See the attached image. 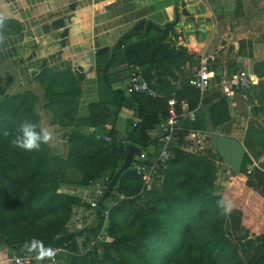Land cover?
I'll list each match as a JSON object with an SVG mask.
<instances>
[{
  "label": "trees",
  "instance_id": "obj_1",
  "mask_svg": "<svg viewBox=\"0 0 264 264\" xmlns=\"http://www.w3.org/2000/svg\"><path fill=\"white\" fill-rule=\"evenodd\" d=\"M8 25L3 18L0 33L6 32ZM151 26L141 40L126 45L124 53L141 68L142 77L157 96L112 88L106 80L111 60L103 65L97 62L103 90L80 115L77 76L45 67L35 76L43 90L51 124L64 129L65 153L54 152L49 144L31 152L12 146L22 120L39 125L35 110L39 97L29 89L0 93V244L12 254L29 253L24 245L35 239L45 247L66 244L68 252L60 256L59 262L66 260L67 264H264V171L262 165L254 164L247 142L243 143L239 169L246 178L243 188L230 186L222 195L215 194L218 156L207 138L195 151L171 146L169 158L159 163L152 174L159 184L146 187L135 168L146 161L138 158L112 187L107 196L113 197L110 205L93 208L95 224L81 235L73 230L72 209L91 206L68 189L87 188L90 195L98 187L105 189L124 160L126 145L133 143L145 150L151 143L148 132L167 118L170 98L176 100L177 113H181L183 99L194 111L189 124L192 129H206L202 124L205 116L212 126L230 118L225 98L211 103L217 95L204 98L187 84L180 89L170 84L168 78H176L173 70L180 72L189 56L183 47L175 49L165 42L168 28L153 25L159 33L152 36ZM238 51L243 52L242 43ZM253 72L264 78V61L254 63ZM263 93L264 83L260 97ZM205 104L208 105L203 108ZM121 110L132 111L138 118L127 121L124 138L114 128L106 127L107 121L117 118ZM248 187L259 189L262 195L256 199V236L235 238L227 226L237 222L238 215H220L216 201L239 189L245 195ZM142 191L147 192L148 199L142 208H137L135 202ZM252 197L248 193V199ZM107 208L105 232L112 238L110 242L96 240Z\"/></svg>",
  "mask_w": 264,
  "mask_h": 264
},
{
  "label": "crops",
  "instance_id": "obj_2",
  "mask_svg": "<svg viewBox=\"0 0 264 264\" xmlns=\"http://www.w3.org/2000/svg\"><path fill=\"white\" fill-rule=\"evenodd\" d=\"M73 1H76L75 9L70 10L69 5ZM199 3L200 0H0V17L9 22L7 31L0 33L3 37L0 41V73L5 75L10 83L25 84L43 92L35 80V76L43 67L56 72L70 71L78 77L81 91L78 104L82 115L90 103L99 99L103 90L97 75V62L103 65L111 60L106 72L107 82L112 88L128 89L130 75L136 68L140 70L141 68L129 61L124 49L126 45L141 40L150 25H152L150 29L152 36H157L159 31L153 28V25H156L159 28H168L165 42L175 49L182 46L189 56L181 65L180 72L173 70L176 78H168L173 87L180 89L187 84V79L197 67L200 57L197 48L192 47L194 43L190 44L188 42L190 38L186 37L189 32H194L193 39L202 41L207 35L209 20ZM69 14L71 17L66 22L69 31L64 45L59 42V30L40 36L34 34V27L37 25ZM140 20L143 21L142 29L135 30L134 27ZM184 22L191 28L187 27L182 31L181 25ZM175 36L178 38L175 39ZM169 38L175 40L174 46ZM103 47H106L102 52L105 54L94 56L93 70L89 71L90 64L85 55L89 51L94 53ZM242 55L250 67L239 69L246 70L256 80L248 90V98L243 99L238 92H235L231 98H226L220 88H211L204 96L200 93L204 98L217 95L211 103L216 102L219 97L225 98L229 110L230 118L216 126L211 125L208 117H203L202 124L206 129L191 128L189 124L193 121L194 111L188 109L185 99L181 100L182 116L179 120V128L170 144L189 151L183 148V142H189L188 144L194 148L198 147L190 139L189 132L202 133L218 156L217 171L223 174L231 173V176L238 180L245 179L239 172L244 154L243 143L247 142L248 148L255 143L253 132L248 131V123L250 118H256L257 112L260 113L258 108L264 106V93L263 97H260L264 78L258 77L253 72L254 63L264 61V53L262 57H258L253 48L248 53H245L243 48ZM216 67H221L222 74H230L238 70V68L228 70L225 66L213 65L214 71ZM170 100H174L176 104L175 98H170L168 110ZM207 105L205 104L203 108ZM128 120L137 121L138 118L132 111L121 110L117 118L107 121L106 127L114 128L118 136L124 138ZM148 133L151 143L143 151L147 158H153L162 146L161 131L157 125ZM63 141L65 142V139H62ZM204 142L203 139L201 147ZM255 163L262 165L264 171V152ZM248 167L250 168L251 165ZM68 191L77 193L86 202L93 196L87 188H69ZM147 199V192L142 191L135 202L136 207L142 208ZM71 218L73 230L76 231L78 227L84 230L94 221L95 210L78 205L72 209ZM11 255V251L0 244V264H12L9 261ZM34 264L40 262L36 261Z\"/></svg>",
  "mask_w": 264,
  "mask_h": 264
},
{
  "label": "rangeland",
  "instance_id": "obj_3",
  "mask_svg": "<svg viewBox=\"0 0 264 264\" xmlns=\"http://www.w3.org/2000/svg\"><path fill=\"white\" fill-rule=\"evenodd\" d=\"M201 7L205 11L209 20L207 29V35L205 40L195 41L193 39L194 32H189L186 38L189 39V43L192 44L194 49L197 48L200 57L198 60L197 67L201 61H205L211 65H222L228 70H234L239 68H249L250 64L243 55L238 51L239 43H242L245 53H248L254 49L258 57L263 56L264 50V0H200ZM191 28L186 22L182 23V31L186 28ZM183 36V32L180 33ZM178 37L175 36V39ZM170 43L175 44V40L169 38ZM196 43V44H195ZM182 47V46H178ZM212 57V58H211ZM249 64V65H248ZM26 89L34 92L38 97L39 101L35 104V110L38 113L39 127H47L53 133V139L48 143L50 148L56 153H65L66 146L65 142H62L64 137V129L61 127L51 124V115L44 108L43 92L39 89L34 90L32 87L27 85H21L20 83H10L6 80V76L0 73V93L1 94H13L22 92ZM208 92H204L203 96ZM260 113H256V118H250L248 123V131L253 132L254 146L249 148L254 162H257L259 156L264 152V106L258 108ZM57 138H56V137ZM61 138V139H60ZM189 142H183V148L189 151H195L196 148L188 144ZM138 157L134 156L129 168L133 167L134 161H137ZM218 165V164H217ZM255 165H259L255 163ZM218 170V169H217ZM221 171V170H220ZM218 172V171H217ZM225 172V171H224ZM231 173H216L215 178V194L222 195L226 189L230 186H236L243 188V183L246 182V178L238 180L231 176ZM157 181V177H152L146 184L149 188L152 183ZM146 188V189H147ZM248 193H252L253 197L249 200ZM259 189L254 187H248L247 193L244 195V191L239 189L235 194L231 196H225V200L231 201L233 208L231 212L237 217L238 221L229 227L228 230L233 233L235 238L245 237L255 238L256 236V225L255 219L258 214V207L256 199L261 198ZM239 201H234L239 199ZM113 197H107L103 204L109 206L112 202ZM231 215V214H230ZM229 215V216H230ZM236 219V218H235ZM95 220L90 226L95 224ZM82 227L76 228V233L81 235L83 232ZM105 237L108 242L112 241V238L106 235ZM242 239V241L245 240ZM59 264H67L66 260L60 261Z\"/></svg>",
  "mask_w": 264,
  "mask_h": 264
},
{
  "label": "built area",
  "instance_id": "obj_4",
  "mask_svg": "<svg viewBox=\"0 0 264 264\" xmlns=\"http://www.w3.org/2000/svg\"><path fill=\"white\" fill-rule=\"evenodd\" d=\"M212 58V57H211ZM256 80L248 74L244 69H238L230 74H222L221 76H216L214 68L207 64L205 61H201L198 67H196L189 75L187 79V84L197 90L201 94L208 91L211 88H220L223 95L226 98H231L235 92L240 93L243 99L248 98V90L251 85L255 84ZM128 90L134 93H145L150 96H157V93L149 87V84L142 77L141 70L136 68V70L130 75L128 79ZM175 101H169V110L168 116L166 119L162 120L158 127L162 133V146L158 151L157 155L151 159H147L145 151L141 149L140 155L137 156L139 159L146 161L144 165H135L136 172L141 175L144 183L147 184L152 178L155 168L159 163H163L170 156V147L171 140L175 132L179 128V120L182 116L181 113H177L175 107ZM190 139L197 145L201 147L204 135L200 132L190 131ZM107 178H105L106 180ZM104 189L98 187L94 190L93 196L87 199V202L90 204L91 208H96L98 206V201L102 196ZM109 209H105L103 213V224L97 234L96 240L107 241L105 237V227L108 220ZM51 247L57 250V255L54 258V264H58L59 258L63 253H67V245H55V246H46ZM35 254L22 253V254H12L9 258V261L12 264H34L36 261L41 263L40 259L36 258ZM45 264H53L52 261L46 259Z\"/></svg>",
  "mask_w": 264,
  "mask_h": 264
},
{
  "label": "clouds",
  "instance_id": "obj_5",
  "mask_svg": "<svg viewBox=\"0 0 264 264\" xmlns=\"http://www.w3.org/2000/svg\"><path fill=\"white\" fill-rule=\"evenodd\" d=\"M2 25L3 17H0V26ZM2 39L3 37L0 36V41ZM38 127L39 125L30 120H22L18 125V135L11 140L12 146L29 152L39 151L41 145L48 144L53 139V133L47 127H41L40 131H37ZM216 206L222 216L230 215L233 208L232 202L223 198L216 201ZM24 247L29 253L36 252L37 259H48L54 264V258L57 255L56 249L45 247L41 241L35 239L26 242Z\"/></svg>",
  "mask_w": 264,
  "mask_h": 264
},
{
  "label": "water",
  "instance_id": "obj_6",
  "mask_svg": "<svg viewBox=\"0 0 264 264\" xmlns=\"http://www.w3.org/2000/svg\"><path fill=\"white\" fill-rule=\"evenodd\" d=\"M76 5V1H73L69 5L70 10H74ZM71 15H66V16H60L55 19H52L49 22L37 25L34 27V34L36 36H40L44 33H49L50 31H56L59 30V38H60V44L64 45L65 44V38L68 35V27H66V22L70 19ZM143 26V21L140 20L137 22L135 25L134 29H142ZM106 50V47L98 49L96 52L89 51L85 57L88 58L90 67L89 71L93 70L94 66V56L97 54H100ZM215 74L216 76H221L222 75V69L221 67H216L215 68ZM141 148L138 145H135L133 143H128L126 145V153L123 162L121 163L120 167L117 169L115 174L113 175L112 179L109 181L107 184L106 188L104 189V192L102 196L100 197V200L98 201V206L102 207L104 200L107 198L109 195L112 187L115 185L116 181L118 180L120 174L130 165L132 159L134 156H139L140 155Z\"/></svg>",
  "mask_w": 264,
  "mask_h": 264
}]
</instances>
